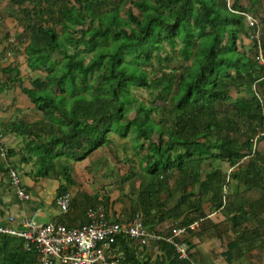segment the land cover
Returning a JSON list of instances; mask_svg holds the SVG:
<instances>
[{"label": "trees", "instance_id": "16d2710c", "mask_svg": "<svg viewBox=\"0 0 264 264\" xmlns=\"http://www.w3.org/2000/svg\"><path fill=\"white\" fill-rule=\"evenodd\" d=\"M248 2L8 0L5 13L22 30L16 35L20 45L26 44L22 51L8 44L2 53L21 54L37 75L26 87L18 61L0 64V92L19 88L41 114L32 123L3 126L25 141L19 164L33 162L31 178L59 181L56 195L70 194L75 181L66 162L89 159L112 144V134L129 138L140 171L128 164L127 181L139 184L131 187L134 197L126 196L130 208L111 220L139 214L148 229L166 220L188 226L205 217L203 204L217 210L228 203L234 227L264 217V153L252 149L254 140L264 141V67L257 61L258 40L250 36L256 26L246 21H257L261 0ZM243 37L251 38V47L241 43ZM259 41L264 56L263 33ZM87 53L93 56L86 62ZM154 64L158 69L149 72ZM134 90L147 92L148 102H140ZM233 91L238 95L232 102ZM16 156L7 149L0 158L7 182L9 168L20 169L13 164ZM233 183L261 195L246 203L230 191ZM108 202L80 188L57 222L83 224L87 211L100 206L110 219ZM238 246L227 245L228 260ZM114 248L122 264H153L141 257L146 246L135 240L120 237ZM157 250L159 264H191L169 244L159 243ZM38 263V254L25 250L21 239L0 235V264Z\"/></svg>", "mask_w": 264, "mask_h": 264}, {"label": "crops", "instance_id": "0c3cea01", "mask_svg": "<svg viewBox=\"0 0 264 264\" xmlns=\"http://www.w3.org/2000/svg\"><path fill=\"white\" fill-rule=\"evenodd\" d=\"M7 4L8 2L6 3V6ZM3 15H7V13H5V10H0V28L2 26L5 27ZM12 21L17 26V22L14 19ZM6 45L7 43H5V41H0V64L2 67L7 66V64L14 60L13 57L11 58L12 55L8 53V50L5 53H2V50ZM9 55L10 57H8ZM2 75L3 74L0 71V78H2L0 79V84L3 81L4 75ZM12 89L14 88L5 87L3 88V91L0 92V125L4 126L19 120H23L28 123L40 120L41 116L38 114L35 106L30 103L27 96L17 87H15L13 95L9 97L10 100L7 101L8 103H5L2 97H7V91ZM3 103H5V105H3ZM6 140L10 144L9 149L13 148V150L16 152V155L18 156L20 152L18 147L20 145L19 142H22L21 145L24 146L25 141L16 136L14 133H6L3 131V133L0 135V142L6 150L8 149V147L6 148L4 145ZM222 168L224 170L227 169V165H222ZM8 183L9 179L7 182V179L5 180L3 176L0 175V223L10 216L11 213H14L13 216L16 218L32 217L36 219V217H38L42 220L44 219L41 223L58 221L60 214H50L46 217L40 211V206H42L44 202H48L50 206L56 207L54 204V198L46 199L43 196V191L46 187L44 181L40 182L39 179L32 180L31 185L29 187H25V190L30 196V200L28 201L20 200ZM136 183L137 185L139 184V179L136 180ZM58 185L59 181L55 180L53 190L55 192L54 196L56 195V189ZM75 186L76 183L71 186L70 190L72 188L74 189ZM230 187V191L237 195L238 198L244 199L246 203L259 197L256 196L252 200H247L249 195L257 193L258 190L254 189L245 192L241 187H239L238 190L236 189L234 183L231 184ZM78 189L80 188H76L74 190L77 191ZM75 191L73 193H75ZM87 192L90 193L89 191ZM93 195L97 194L93 193ZM231 200H229V202ZM228 204L227 208H220L217 210H212L208 204H203L205 217L199 218L191 223L190 225H194L193 229H189L187 233L181 237L182 241L185 242L189 247V257L191 264H264V217L251 220H245V218L244 220L239 221L240 224L237 227H234L233 224L227 220L231 216L230 212L233 209ZM127 208H130L129 201L128 203L122 202L120 207L117 208L115 204L110 201L111 210L109 211L108 216L110 219L112 216L119 217L122 215L121 212L123 209ZM153 226L154 230H157L163 234H167L170 228L175 226V224L172 221L166 220L157 222ZM233 241L239 246L236 250H233L232 258L228 260L226 255L227 245ZM145 246L146 249L142 252V256H140L148 257L149 261H152L153 264H159L157 260H160L162 252L158 251L157 247H155L153 244ZM243 257L245 258V261H242Z\"/></svg>", "mask_w": 264, "mask_h": 264}, {"label": "built area", "instance_id": "2783aa9c", "mask_svg": "<svg viewBox=\"0 0 264 264\" xmlns=\"http://www.w3.org/2000/svg\"><path fill=\"white\" fill-rule=\"evenodd\" d=\"M246 21L250 27L256 26L254 38L258 40L257 61L264 67L257 21L249 16H246ZM256 97L263 106L259 95L256 94ZM263 134L264 131L259 135ZM5 151L0 142L1 159H5ZM8 179L20 200H30L14 167L9 168ZM54 201L60 214L66 213L70 194L56 196ZM86 219L87 222L83 224L67 226L57 221L37 224L32 217L16 218L10 215L0 223V235L21 239L25 250H33L38 254V264H122L120 253L114 248L120 237L135 240L141 245L153 244L157 247L159 243L169 244L178 259L190 261L189 247L181 237L193 229L194 225L173 226L167 234H163L144 226L139 214H135L129 221L115 222L107 219L101 206L88 210Z\"/></svg>", "mask_w": 264, "mask_h": 264}, {"label": "rangeland", "instance_id": "374dc122", "mask_svg": "<svg viewBox=\"0 0 264 264\" xmlns=\"http://www.w3.org/2000/svg\"><path fill=\"white\" fill-rule=\"evenodd\" d=\"M0 2H2L0 3V10L3 11L7 7L6 3L8 2V0H0ZM241 3L244 6L245 5L248 6L249 2L248 0H241ZM28 7H30V4H28ZM257 7H261V8L256 9V11H258V14L254 16L259 22L258 35H259V38L261 39L262 33L264 34V25H262L263 23L262 24L260 23V18L264 19V0H261L260 5H258ZM133 11L135 14L137 13L135 9ZM3 17H4L3 19L5 20V27L2 26L0 28V41L1 42L5 41L7 45L11 44V46L15 48L19 47L20 51H22V46H24L26 42L22 44L21 46L20 41H18V38H16L17 37L16 35L22 33L21 28L16 26V24L12 21L14 19L13 17L9 18L7 15H3ZM6 33H8L9 35V37L7 38H6ZM255 33H256V30L253 34L251 32L250 36L253 38ZM250 39L243 37V40L241 41V43H243V45L247 48L251 47ZM81 49L83 50V47H81ZM166 53H170V51L168 50ZM10 55L8 57H10ZM162 55L164 56L165 54L162 53ZM92 56H93V53H87L85 57L86 62L89 61L92 58ZM13 57H14L13 61H18V64L20 67L19 68L20 73L22 76L21 78L23 80V85L28 87L30 85L29 83L30 80L35 78L37 74L36 72H31L27 69L25 61H24V57L21 54H16V56L13 55ZM179 63H181V61L174 62V64L170 65L169 68H172L178 65ZM152 67L154 68H148L147 70L151 72V71H154L155 69L156 70L158 69V66H156V64H154V66ZM169 68H167L166 71H169ZM4 78L5 77L3 76V80ZM14 89L7 91L6 93V95H8L7 97H2L5 103H8L7 101L10 100L9 97L13 95ZM261 90L264 91V86L261 88ZM255 92H256V89H255ZM133 93L140 102H144V103L148 102L147 100L149 99V95L144 90H134ZM231 95H232V102H233L235 97H237L238 94L235 91H233ZM241 95H245V94L241 93ZM5 103H3V105H5ZM38 114L40 113L38 112ZM1 133H3V126L0 125V134ZM110 136L112 137V140H113L112 144L102 149L97 150L93 155L90 156L89 159L82 161V162H74L72 160H68L66 163L71 168V175L74 178L75 183H76V186L74 187V189L83 188L89 191L91 194L96 193L98 196L104 195L108 197V200H109L108 204L110 205V201H112L113 204H115L117 208V207H120L122 202L128 203L126 196L128 197L133 196V194L131 193V190H132L131 187L134 186V189H136L137 187L136 182H133V183L129 182V178L127 181L126 173H128V170H129L128 164L133 166V169H134L133 171L136 174L137 172L140 171V165L138 164L137 156L134 154V151L132 149V143L130 142L129 138H120L119 136L112 135V134ZM19 143L20 145L18 147L20 149V152H22L23 151V148H22L23 146L21 145L22 142H19ZM252 144H253L252 145L253 150L264 153V141L263 140H259L258 142L254 140ZM4 145L6 148L8 147L9 149L10 144L7 140L5 141ZM10 149H13V148H10ZM19 158L20 157L17 156L13 160V164L19 165L20 169H18V176L20 180L23 182V185H24L23 187L24 188L29 187L31 185V181L34 180L33 178L30 177V174L33 173L34 171L33 162L20 165ZM125 177H126V180H124ZM39 181L45 182L46 187L43 191V196L46 199H50V198L55 199V197L57 196V195L54 196L55 192L53 191L55 180L51 178H46V179L40 178ZM74 189L72 188L71 190H69V193L73 194V192L75 191ZM245 192H248V191H245ZM134 193L136 192L134 191ZM258 194H261V192L257 191V193L253 195H249L248 196L249 198H247V200H252L254 197L260 196ZM40 211L46 217L50 214H60V210L57 208V206L56 207L50 206L48 202H44L43 205L40 206ZM10 215L13 216L14 213L13 214L11 213ZM34 220L37 224H42L41 222L44 219L42 220L36 217V219ZM242 261H245L244 257L242 258Z\"/></svg>", "mask_w": 264, "mask_h": 264}]
</instances>
